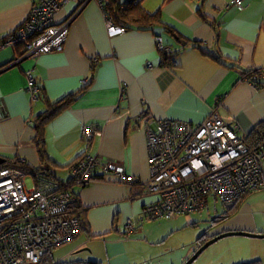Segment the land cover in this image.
<instances>
[{
    "label": "crops",
    "instance_id": "1",
    "mask_svg": "<svg viewBox=\"0 0 264 264\" xmlns=\"http://www.w3.org/2000/svg\"><path fill=\"white\" fill-rule=\"evenodd\" d=\"M107 2L68 4L57 17L58 22L69 20L62 50L28 58L26 52L18 57L15 48L3 47L2 40L22 25L32 1L0 0V159H17L37 170L41 161L34 119L75 94L45 126L43 149L47 170L70 186L85 225L76 239L52 248L53 264H130L125 223L134 218L136 230L144 222H139L143 208L158 200L147 189L146 122H138L139 116L195 127L217 115L243 141L264 121V0H242L241 7L231 0H137L158 22L149 28L130 26L113 36L108 35ZM155 37L172 51V59L163 60ZM27 72L38 81L35 98L26 89ZM252 77L260 87L250 82ZM86 126L99 131L88 143L81 133ZM86 153L121 164L133 185L99 170L91 184H72L69 167ZM210 200L216 201L210 196L205 210ZM219 204L222 213L231 206ZM232 210L217 224L212 220L222 215L214 216L195 241L227 233L264 234L263 188L245 195ZM194 214L148 220L155 224L143 225L141 231L164 240L174 230L197 228L200 217ZM232 237L239 239L227 240ZM207 249L205 264H264V239L234 234ZM194 253L188 252L180 264Z\"/></svg>",
    "mask_w": 264,
    "mask_h": 264
},
{
    "label": "built area",
    "instance_id": "2",
    "mask_svg": "<svg viewBox=\"0 0 264 264\" xmlns=\"http://www.w3.org/2000/svg\"><path fill=\"white\" fill-rule=\"evenodd\" d=\"M31 8L20 27L7 35L3 47L23 45L26 56L35 58L50 51H61L68 32L69 20L58 22V14L70 3L83 7L92 0H31ZM241 7L242 0H231ZM125 31L108 20V35ZM157 49L165 56L160 37ZM150 67L151 65L148 64ZM26 89L32 98L39 94L37 79L26 73ZM256 86V80L250 81ZM145 120L146 149L149 163V193L158 196L143 208V218L172 219L197 213L208 207V196L229 206L246 194L264 189V142L248 147L217 115L209 116L197 126L172 119ZM137 122V124H139ZM88 143L99 131L82 128ZM18 162L9 160L10 165ZM99 173L112 174L128 186L134 179L121 164L91 154L69 167V180L76 186H87ZM75 197L67 185L41 170L30 176L14 168L0 166V264H38L46 250L62 246L79 234V223L68 206ZM124 237L135 230L132 218L125 223Z\"/></svg>",
    "mask_w": 264,
    "mask_h": 264
},
{
    "label": "trees",
    "instance_id": "3",
    "mask_svg": "<svg viewBox=\"0 0 264 264\" xmlns=\"http://www.w3.org/2000/svg\"><path fill=\"white\" fill-rule=\"evenodd\" d=\"M137 0L129 1L128 3H120L118 0H108L107 3H104V9L108 13L111 20H113L114 23L118 24V26L124 27L125 29L129 28L130 26H137L141 28H149L152 26V24L156 21L158 22V16L156 15H150L142 10L140 5L136 3ZM2 42H5V40H2ZM1 42V43H2ZM15 52L18 57H22L25 54V50H23L21 47L17 46L15 47ZM163 60H170L172 59V51H170L169 56H165L162 54ZM256 86L260 87L259 83L256 81ZM75 94L69 95L66 98L50 105L49 109L35 117L33 129L35 131V137L34 141L36 143L39 157H40V166L37 168V170H34V168H30L28 165L16 162L14 165L9 164V160H7L2 166L3 167H14L20 170H23L24 172L34 173L39 172V170H43L45 172H49L48 165L49 161L45 157L44 149H43V137H44V128L48 124V122L54 118L59 112L68 106L72 100H74ZM264 142V121L257 125L249 135V137L245 138L244 143L250 147V148H256L261 143ZM263 166V164H262ZM28 174V173H27ZM68 186V189L71 190ZM74 195V194H73ZM247 195V194H246ZM212 196L209 195L208 198ZM245 196L238 199L233 205L230 206L229 210H227L225 213H221L217 218L212 220L213 224L219 223L221 220L227 218V215H233L235 211H231L232 208H234ZM216 201L221 203L216 197ZM223 205V204H222ZM208 208V207H207ZM69 211L72 213V216L76 217L78 223H79V232H81L84 229L85 221H84V213L80 211L79 206L77 204V199H74L72 203L68 206ZM227 209V208H226ZM236 210V209H235ZM76 211V212H75ZM231 211V212H229ZM132 218V217H131ZM133 222L136 228V220L134 218ZM148 221V219L143 218V215L141 213L139 217V222ZM76 239V237L74 238ZM73 239V240H74ZM210 239V238H209ZM208 237H200L196 244L198 247L204 245L208 240ZM72 240V241H73ZM71 242V241H70ZM69 243V242H68ZM67 244V243H66ZM65 245V244H64ZM60 247V246H59ZM51 249L46 250L44 255L42 256L40 262L38 264H53L52 259L50 257V251ZM244 264H259L256 262H249Z\"/></svg>",
    "mask_w": 264,
    "mask_h": 264
},
{
    "label": "rangeland",
    "instance_id": "4",
    "mask_svg": "<svg viewBox=\"0 0 264 264\" xmlns=\"http://www.w3.org/2000/svg\"><path fill=\"white\" fill-rule=\"evenodd\" d=\"M23 50H26L23 45H17ZM14 46L13 48L17 47ZM27 52V51H26ZM210 207L205 212H200L192 215V217H200V220L197 222L198 227H185L184 229L174 230L172 235H169L167 239H162L152 234L149 235L141 231L143 225L153 226L155 223L151 221H144L140 225L137 224V229L134 232V235L128 239L124 240L128 242L126 245L128 258L130 264H180L184 256L188 252H195L197 247H195V240L198 236L203 234V231L199 233V230L205 227H208L209 221L214 217L223 212V207L216 201L210 200ZM201 214V215H200ZM185 218L189 217L188 215L183 216ZM182 217V218H183ZM139 232L140 235H137ZM205 233V232H204ZM198 234L196 237L195 235ZM229 239H239L238 237H232ZM223 240V239H222ZM225 240V241H227ZM225 250H228L227 245L223 247ZM206 249L192 264H205L208 259V253ZM184 264V263H182Z\"/></svg>",
    "mask_w": 264,
    "mask_h": 264
},
{
    "label": "water",
    "instance_id": "5",
    "mask_svg": "<svg viewBox=\"0 0 264 264\" xmlns=\"http://www.w3.org/2000/svg\"><path fill=\"white\" fill-rule=\"evenodd\" d=\"M15 64V63H14ZM4 163L3 159H0V166ZM234 234H239V235H246V236H252V237H256V238H260V239H264V234H259V235H250V234H246V233H227V234H222L219 236H216L210 240H208L204 245H202L201 247H199L195 253L184 263V264H192L196 259H198V257L213 243L217 242L219 239L227 237V236H231Z\"/></svg>",
    "mask_w": 264,
    "mask_h": 264
},
{
    "label": "flooded vegetation",
    "instance_id": "6",
    "mask_svg": "<svg viewBox=\"0 0 264 264\" xmlns=\"http://www.w3.org/2000/svg\"><path fill=\"white\" fill-rule=\"evenodd\" d=\"M85 142V141H84Z\"/></svg>",
    "mask_w": 264,
    "mask_h": 264
}]
</instances>
